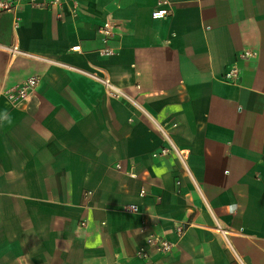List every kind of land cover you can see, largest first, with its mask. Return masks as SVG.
Returning a JSON list of instances; mask_svg holds the SVG:
<instances>
[{"label": "crops", "instance_id": "crops-1", "mask_svg": "<svg viewBox=\"0 0 264 264\" xmlns=\"http://www.w3.org/2000/svg\"><path fill=\"white\" fill-rule=\"evenodd\" d=\"M39 1L0 11V264H264V0Z\"/></svg>", "mask_w": 264, "mask_h": 264}, {"label": "built area", "instance_id": "built-area-1", "mask_svg": "<svg viewBox=\"0 0 264 264\" xmlns=\"http://www.w3.org/2000/svg\"><path fill=\"white\" fill-rule=\"evenodd\" d=\"M58 2H60V0H50L51 4ZM163 2L164 0H161L159 6L151 12V17L153 19H161L168 15V9L163 7L161 4ZM22 3H27L33 6H41V7L48 5L47 2L39 1V0H0V11L11 8H17ZM111 28H112L111 22H105L103 25H101L98 28V32L102 36L103 41H107L108 38L111 37L112 35ZM76 48H78V46L72 47V49H76ZM12 49H15V47L13 46ZM102 52L104 54H110L112 53V50L109 48H103ZM240 55L241 57L243 56L246 57L252 55V52L245 50ZM235 70L236 68L233 67L232 71L234 72ZM37 81L38 79L35 76H30L26 78L21 83L5 90L6 98L12 102L25 99L34 90ZM113 94L117 95V92L114 91ZM166 150H167L166 147L162 149V151H166ZM117 167H119V164H117ZM128 174L130 176H135L132 170L128 171ZM140 193L143 194L144 190L141 189ZM126 209L128 211H137L138 207L135 204H129ZM81 224H83V222ZM185 229H186V225L183 223L176 222L174 224V234L177 240L183 235ZM147 241L155 248V251L158 253H167L172 251L177 243L175 241H170L159 234H154V233L148 235ZM139 253L145 255L144 251L140 250Z\"/></svg>", "mask_w": 264, "mask_h": 264}]
</instances>
